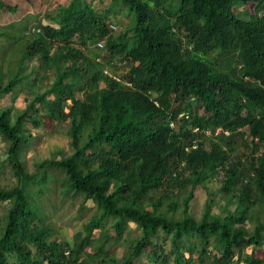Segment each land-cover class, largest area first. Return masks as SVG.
I'll return each mask as SVG.
<instances>
[{
	"label": "trees",
	"instance_id": "obj_1",
	"mask_svg": "<svg viewBox=\"0 0 264 264\" xmlns=\"http://www.w3.org/2000/svg\"><path fill=\"white\" fill-rule=\"evenodd\" d=\"M115 3L126 26L106 22ZM28 5L0 0V97L29 92L0 105V264H264V0H68L11 33ZM60 121L72 150L28 170L32 129ZM63 200L83 218L73 240L45 206Z\"/></svg>",
	"mask_w": 264,
	"mask_h": 264
},
{
	"label": "rangeland",
	"instance_id": "obj_2",
	"mask_svg": "<svg viewBox=\"0 0 264 264\" xmlns=\"http://www.w3.org/2000/svg\"><path fill=\"white\" fill-rule=\"evenodd\" d=\"M35 3V6L28 5L25 8H23V11L17 16H10L8 18L7 22H15L13 23L10 32L11 33H17L19 34L22 32L24 25L32 26L35 25L39 20L45 21V15L47 10H54L57 7V4L59 3H66L68 0H32ZM105 1L101 8H104ZM115 10L110 12L108 15V18L106 19V22L111 21L112 23L116 24V26H126L130 23V16L126 14V11L124 8H119L118 10V4H114ZM15 20V21H14ZM0 24H5L0 23ZM26 30V29H25ZM23 41H25L27 38L23 37ZM101 43L103 42L100 40ZM5 42V38L3 36H0V45ZM20 42H16V44H19ZM98 46L99 48H102L103 46H100L98 42L90 43V47ZM102 50V49H101ZM16 55V54H15ZM51 77L47 80L49 81ZM45 81V80H44ZM39 82V90H41L43 86V82ZM38 90V91H39ZM27 93L25 92H19V94L16 96L15 100L10 99L9 94H3L2 97H0V105L5 106L10 103H13L14 108L13 111H15L18 108H21L23 106V96H25ZM29 94V92H28ZM28 94L26 96H28ZM77 96L81 97V88H78L75 93ZM69 122L68 121H60L56 122L55 124H49V125H41L34 127L32 130L37 133V135L31 139L25 146L22 147V150L20 152V158L25 161L26 167L28 170H34V165L40 161L44 157H48L53 155V153L57 152L59 149H61L64 152H70L72 150L70 146V136L67 133ZM6 144L4 140L0 137V164L2 160H5L6 158ZM10 166L6 164V162H3V164L0 167V186H8L11 183L15 181V176L11 173L9 170ZM202 186H199L196 190L198 191L200 196H197L196 198H193L190 200V207H192V212L199 216L201 214L203 204V190ZM55 194H57L59 191L55 190ZM56 195H52L51 197L55 198ZM77 203L71 204L68 200L63 201H56L55 206H51L50 203L46 202L45 206L46 208L50 207L51 209V219L56 224V226L60 229V237H64L68 240H73L74 233L76 232L77 228H82V222L83 218L77 215ZM10 206L9 201H0V231L2 229V226L4 224V218L6 215L7 208ZM216 210L217 207H214ZM129 227H127L125 231V237L126 239H120L117 241L118 248L115 250V256L120 258L123 250L127 247L128 243L132 238H135L138 234H140V229L135 225L134 222L129 223ZM95 234L98 233V230L94 231ZM146 257L145 254H140L138 258H136L137 264H143L145 262ZM170 264L172 262L170 261Z\"/></svg>",
	"mask_w": 264,
	"mask_h": 264
},
{
	"label": "built area",
	"instance_id": "obj_3",
	"mask_svg": "<svg viewBox=\"0 0 264 264\" xmlns=\"http://www.w3.org/2000/svg\"><path fill=\"white\" fill-rule=\"evenodd\" d=\"M39 30V27L38 26H31V28H30V31H38ZM98 44L99 45H101L102 43L101 42H98ZM195 129H197V130H202L204 133H206L207 135H210L211 133H212V130L210 129V128H208V127H206V128H201L200 126H196L195 127ZM221 130V128L220 127H217L216 129H215V131H214V133L216 134L218 131H220ZM225 132L227 133L228 131L227 130H225Z\"/></svg>",
	"mask_w": 264,
	"mask_h": 264
},
{
	"label": "clouds",
	"instance_id": "obj_4",
	"mask_svg": "<svg viewBox=\"0 0 264 264\" xmlns=\"http://www.w3.org/2000/svg\"><path fill=\"white\" fill-rule=\"evenodd\" d=\"M180 114L187 115V111L186 110H183ZM170 124L173 125V121H171ZM191 126L193 127V130H197V129H195V127L196 126H199V125L195 124V125H191ZM197 131H201V130H197Z\"/></svg>",
	"mask_w": 264,
	"mask_h": 264
}]
</instances>
